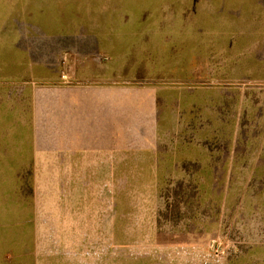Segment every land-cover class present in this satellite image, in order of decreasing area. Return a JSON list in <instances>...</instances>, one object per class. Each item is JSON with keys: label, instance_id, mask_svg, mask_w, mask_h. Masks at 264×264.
Wrapping results in <instances>:
<instances>
[{"label": "rangeland", "instance_id": "rangeland-1", "mask_svg": "<svg viewBox=\"0 0 264 264\" xmlns=\"http://www.w3.org/2000/svg\"><path fill=\"white\" fill-rule=\"evenodd\" d=\"M0 264H264V0H0Z\"/></svg>", "mask_w": 264, "mask_h": 264}]
</instances>
